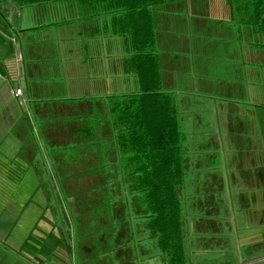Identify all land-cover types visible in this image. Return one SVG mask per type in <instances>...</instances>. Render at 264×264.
I'll list each match as a JSON object with an SVG mask.
<instances>
[{"label":"crops","instance_id":"0c3cea01","mask_svg":"<svg viewBox=\"0 0 264 264\" xmlns=\"http://www.w3.org/2000/svg\"><path fill=\"white\" fill-rule=\"evenodd\" d=\"M226 4L225 13L215 15L210 38L199 31L201 20L188 19L164 29L163 37L158 26L154 47L161 90L167 83L166 92L175 96L179 76L185 92L207 84L201 78L208 40L215 49L216 87L227 94L211 123L194 119L190 147L197 156L190 158L179 187L182 215L191 211L198 224L217 223L218 231L232 230L238 217L243 243L259 245L264 244V30L242 23L231 1ZM174 7L158 10L159 24L160 15ZM3 12L0 31L8 46L0 54V264H70L76 252L66 233L71 219L79 232L88 220L103 225L104 219L102 211L81 206V196L65 195L82 194L101 186L103 175L122 172L107 97L138 90L130 40L120 12L77 0ZM8 17L17 19L16 27ZM209 146L218 150L219 171H212ZM84 238L77 251L81 247L91 257Z\"/></svg>","mask_w":264,"mask_h":264},{"label":"trees","instance_id":"16d2710c","mask_svg":"<svg viewBox=\"0 0 264 264\" xmlns=\"http://www.w3.org/2000/svg\"><path fill=\"white\" fill-rule=\"evenodd\" d=\"M58 1L63 0H0V22L4 10L16 11L30 5ZM77 1L122 14L123 31L129 37L132 50L130 62L138 83L135 92L107 97L113 146L122 172L119 175L109 173L101 179L103 184H123L129 192L128 200L119 202L123 206L127 203L129 207L114 210V215L119 221L120 217L127 215L136 231L141 229L148 238L154 239L163 264H187L183 247L184 219L179 201V187L184 177L180 148L184 134L175 117L173 94L161 90L162 78L154 47L158 37V10L186 0ZM230 1L233 14L244 17L242 23L251 25L256 31L264 30V0ZM0 41L1 45L7 43L1 37V31ZM100 165H104L103 162ZM94 210L98 211V208ZM197 225L200 224L197 222ZM121 231L131 233L132 229L127 226ZM120 252L124 253L123 249ZM116 264L136 263L124 259Z\"/></svg>","mask_w":264,"mask_h":264},{"label":"rangeland","instance_id":"374dc122","mask_svg":"<svg viewBox=\"0 0 264 264\" xmlns=\"http://www.w3.org/2000/svg\"><path fill=\"white\" fill-rule=\"evenodd\" d=\"M227 1L229 0H186L172 3L171 5L175 6L174 9L166 12V14L162 13L163 15H160V35H162V37L164 36L163 30L167 27L179 28L183 21L185 22L190 19L198 22L201 20L199 31H201V34H203L205 38H210L211 31L215 24V15L225 13ZM183 16L185 19L182 20ZM8 21L11 26L16 27L17 19L8 17ZM207 44L208 45L204 46L205 53L203 59L206 71L202 75L203 78H201L207 81V84L202 88L198 86V88L196 87L185 92L183 90V77L179 76L176 86L178 88H176L177 90L174 96V106L176 109L175 117L178 120L181 133L184 134V139L180 148L184 166L187 168L184 170L186 175L189 172L190 158L194 153H196L197 156V149L190 147L191 136L194 134L193 131H195L194 124H196V120L194 119L197 116L201 119L203 125L211 123L213 120L211 116H214V114H212L213 111H216L217 114V111L220 110L219 107L222 106L219 104L217 105L219 99L227 95L225 94V89L216 87L214 74V67L216 65L215 49L210 47L208 40ZM5 47H7V43L0 46L1 55L5 52ZM161 49L162 54H164V49L162 47ZM162 89L165 91L171 90L170 85L167 83L163 84ZM185 93L189 94L186 100L184 99ZM224 105L225 107H232L236 104L227 103ZM209 147L210 159L213 164L212 171L215 172L219 168H217L219 153L214 147ZM108 178L112 179V176L108 175ZM65 196H81L83 201H81V206H85L89 210L98 208V211L104 212L103 225L91 224L93 222L88 220L89 224H84V228L81 226L82 231L80 230V232V227L78 228V224L74 219H71V225H67L66 233H69V235L74 238L76 251L74 255L70 256V264H99L98 260L100 258V264H116L124 261V259L133 260L136 264H163L154 239L148 238L142 233L141 229L136 231L130 221L131 218L127 215L120 217V221L115 217L114 210L124 209L125 206H127V203L125 206L120 204L123 200H128L129 196V192H127L123 184L116 185L107 182V184L101 186L86 188L82 194ZM236 218L234 219L232 230L227 228L226 231H218L216 226L217 223L212 221V223H215V226L211 224L206 225L204 223L197 225V218H193V213L191 211L185 212L183 215V231L185 233L183 247L188 261L187 264H264V244H244L243 231L238 229L237 224H239V220ZM127 226H131V233L128 231H121V229L124 230ZM64 229L63 227H58V234H65ZM225 236H227V239ZM103 237L104 246H102ZM83 238V246L88 243L92 247L90 249L91 257L88 256V252L82 250L81 247L79 248L80 250L77 251L78 244L79 246L81 244L78 240L80 241V239ZM62 241L61 243L64 245V239H62ZM122 249L124 253L120 254ZM104 254H106V260H104Z\"/></svg>","mask_w":264,"mask_h":264},{"label":"built area","instance_id":"2783aa9c","mask_svg":"<svg viewBox=\"0 0 264 264\" xmlns=\"http://www.w3.org/2000/svg\"><path fill=\"white\" fill-rule=\"evenodd\" d=\"M18 94H20V89L19 88L14 90V95L17 96Z\"/></svg>","mask_w":264,"mask_h":264}]
</instances>
